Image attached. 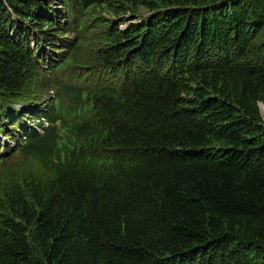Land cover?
Instances as JSON below:
<instances>
[{
    "label": "trees",
    "instance_id": "trees-1",
    "mask_svg": "<svg viewBox=\"0 0 264 264\" xmlns=\"http://www.w3.org/2000/svg\"><path fill=\"white\" fill-rule=\"evenodd\" d=\"M263 29L261 0H0V129L54 91L0 264H264Z\"/></svg>",
    "mask_w": 264,
    "mask_h": 264
},
{
    "label": "rangeland",
    "instance_id": "rangeland-1",
    "mask_svg": "<svg viewBox=\"0 0 264 264\" xmlns=\"http://www.w3.org/2000/svg\"><path fill=\"white\" fill-rule=\"evenodd\" d=\"M261 3L264 4V0H261ZM61 9V6H58V10ZM106 14V13H104ZM260 38L264 37V29L262 30L261 34L259 35ZM259 38V40H260ZM264 41V39L262 40V42ZM54 95V91L52 89H50L49 91H47V96L46 98H39L35 101H32L30 102L29 104H27L26 106L29 107V109L31 111L34 110V107H36V111L34 112H25L23 111L21 113V116L23 117H26V122H27V125L30 126L34 123V121H37V119L39 118V114H38V110L41 108V107H44L43 110L46 108V105H48V103H50V100L52 99ZM45 100H47L45 102ZM25 104H18L14 107H17L19 108L20 107H23ZM258 108H259V111H260V114H261V117L264 121V102L263 101H260L258 103ZM4 124L6 122H3ZM40 131V130H39ZM7 136V137H6ZM0 141H4V142H7V143H10L11 142V138H12V135L9 133V130L6 129L2 132H0ZM23 141H25L23 139ZM12 145V143H10ZM11 147H9V151L5 152L4 149L0 146V194L3 192V183H4V179H5V174L6 172L10 173V171L18 168V167H22V163H21V154H19L18 152V149L19 147L15 148L14 150H11L10 149ZM4 159V161L1 160ZM10 175H13L12 173H10ZM4 195L1 194V198L3 197ZM0 198V202L4 205L5 204V201L1 200Z\"/></svg>",
    "mask_w": 264,
    "mask_h": 264
},
{
    "label": "bare ground",
    "instance_id": "bare-ground-1",
    "mask_svg": "<svg viewBox=\"0 0 264 264\" xmlns=\"http://www.w3.org/2000/svg\"><path fill=\"white\" fill-rule=\"evenodd\" d=\"M25 111H29V112H32L29 107H26L25 108ZM7 137V136H6ZM1 138V137H0ZM1 146L5 149V150H8V145H5V144H1Z\"/></svg>",
    "mask_w": 264,
    "mask_h": 264
}]
</instances>
